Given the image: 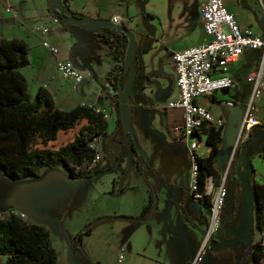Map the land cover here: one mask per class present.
<instances>
[{"label":"crops","instance_id":"obj_1","mask_svg":"<svg viewBox=\"0 0 264 264\" xmlns=\"http://www.w3.org/2000/svg\"><path fill=\"white\" fill-rule=\"evenodd\" d=\"M28 1L19 0L17 4L13 0L15 5L13 7L18 18L8 12L5 5L4 10L3 4L0 3V37L22 38L29 44L30 62L20 70L27 78L30 94L34 96L41 87H45L53 94L57 106L65 110L80 104L94 105L109 114L107 132L114 125L113 123L116 124L115 131H120L121 123L123 128L125 124L117 110L119 98L112 94L113 85L108 75L114 70L116 73H121V77H127L128 80L126 58L117 59L111 53L110 45L100 35L101 30L84 29L62 21L55 23L53 21L55 13L48 5L46 9L39 3L40 0H32V5H27L25 8L23 4ZM205 1L70 0V6L72 10L86 17L107 19L112 22L114 17L128 20L131 30L135 18L141 14H145V18L156 23L152 31L142 29V35H145L146 39L141 36L136 37L134 52L139 66L133 92L137 88V91L142 89L145 94L151 93L154 96L157 93L161 96V103L165 105L163 108L169 110L168 116L173 129L184 122L183 110L168 106L169 102L177 99L179 95L173 54L198 46L205 40L206 33L201 16V7ZM0 2L4 1L0 0ZM223 2L242 27L252 28L264 38V0H223ZM37 3L39 6H36ZM33 6L34 9H32ZM43 25L49 27L47 32L41 29L36 30L37 27ZM44 39L59 47L58 55L44 46ZM154 48L164 50L165 63L157 58L149 60L148 56ZM59 58L70 59L86 74V78L78 84L65 79L58 71ZM262 59V49H244L239 60L230 67L229 73L234 80V85L230 89L200 97L198 102L206 106L214 116L224 117L225 123L231 113L230 106L225 104V101L233 100L236 103L234 106H239L246 111V104L255 88L254 81L249 80L248 77L260 71ZM121 65L124 68L123 71H121ZM132 109L133 102L130 97L127 101V110L130 114ZM117 112L119 117L114 120ZM254 117L260 122L264 121L257 114ZM87 123L88 120L83 119L77 127L68 131H60L57 139L50 141L48 147L58 149L73 141L81 127ZM254 127L251 131L252 136ZM101 139H106V137L99 138V152ZM253 139H255L254 136L250 142ZM261 155L264 156V154ZM188 162L189 158L186 160L187 181L186 178L183 181L178 180V172L172 171L175 178L169 181V185L160 186L159 182H156L160 199L158 208L150 219L119 217L120 215L138 217L142 213L150 196L147 183L135 179L134 183L137 184L132 185L126 180L120 181L115 178L112 184L101 189L102 194L109 195V199L102 207H95L91 211L90 218H88L96 221L92 232L82 239L83 249L94 257L90 261L95 259L94 264H110L107 255L112 250L114 252L113 264H119L118 254L120 248L124 247L126 255L122 264L191 263L202 246L204 232L208 226V209L203 204L200 207V202L188 194L191 179ZM79 180V178H72L61 165L43 167L39 170L37 177L14 181L11 184L14 185L15 193L26 190L27 194L24 199L15 201L11 199L7 203H1L2 212L0 214H9L12 208L24 212L28 222L45 226L52 236L56 234L53 242L58 254V246L61 247L62 241L70 245V255L68 257L64 254V261H61V264H77L72 254L73 235H63V233H65L64 229L69 233L78 231V228L73 230L71 226L72 216L76 212L77 205L80 203L87 205V194L78 195V189L81 187ZM228 180L229 176L226 185L228 200H231V185ZM61 183L63 186L59 187ZM141 186H143L142 191L130 195L131 189L141 188ZM73 206L76 207L73 209ZM237 211L238 204L235 216ZM223 215L224 212H222V218L226 219ZM109 216H117V218H109ZM88 218L81 225H86ZM220 232L222 235H214L208 243L207 250L198 264H252L253 245L262 236L257 227L256 233L253 231L247 233L239 228V235H227L225 225L222 224ZM228 239H234L230 246L225 243ZM0 260L5 264L7 257L0 256Z\"/></svg>","mask_w":264,"mask_h":264},{"label":"trees","instance_id":"obj_2","mask_svg":"<svg viewBox=\"0 0 264 264\" xmlns=\"http://www.w3.org/2000/svg\"><path fill=\"white\" fill-rule=\"evenodd\" d=\"M70 6V0H62ZM72 10V9H71ZM57 14H60L55 9ZM77 18L85 15L72 10ZM122 23L130 28L128 20ZM100 35L110 45L111 53L118 59L127 56L129 37L117 28H105ZM29 44L22 38L0 37V167L5 176L18 181L37 177L43 167L63 166L72 178H89L100 170H89V166L98 152L91 146L95 138L108 136V121L102 110L92 105L80 104L65 110L57 106L53 94L41 87L32 96L28 81L20 68L29 60ZM137 67L139 62L135 59ZM123 66L121 65V71ZM109 79L114 89L119 81L125 86L127 77L114 70L109 72ZM119 99L117 110H119ZM83 119L88 123L81 127L78 135L71 142L58 149L48 147L56 140L60 131L77 127ZM121 123V120L119 121ZM264 125V121L261 122ZM223 129L208 127L204 129L206 142L212 147L211 152L198 159L200 189L208 176H214L220 183L222 171L217 164V157L222 152ZM120 131H124L121 123ZM127 134L129 132L124 131ZM252 135V134H251ZM131 148L136 153L135 165L140 174L146 175L145 159L134 148L129 134ZM261 149L252 148L251 155L264 151V138L259 139ZM141 157L142 160L139 159ZM251 159V156L250 158ZM250 161V160H249ZM150 196L142 213L138 216L120 215L121 218L146 220L155 203L157 186L146 178ZM253 192L256 205V227L262 236L253 245L252 264H262L264 260V184L254 182ZM94 221L86 224L79 231L76 239L82 246V239L92 232ZM0 256H6L5 264H59V254L54 246L50 231L43 225L28 222L20 215L0 214Z\"/></svg>","mask_w":264,"mask_h":264},{"label":"rangeland","instance_id":"obj_3","mask_svg":"<svg viewBox=\"0 0 264 264\" xmlns=\"http://www.w3.org/2000/svg\"><path fill=\"white\" fill-rule=\"evenodd\" d=\"M3 4V9L5 5V0ZM12 6H15L13 0H9ZM17 4L19 0H15ZM50 0H40L39 3L46 7H49ZM32 0L28 3L23 4L25 8L27 5H32ZM39 3L36 6H39ZM16 4V3H15ZM35 6V7H36ZM44 7V8H45ZM34 9V6L32 7ZM132 34L134 36V42H136V37H143L142 29L152 31L156 27V23L148 18H145V14H141L135 18L134 25L132 26ZM149 60H154L157 58L159 61L165 63V54L162 48H154L151 54L148 56ZM133 102V109L131 113L133 127L136 132L139 144L142 149L146 152L148 156V168L145 169L146 175L139 174L137 167L135 165L136 153L131 148L129 142V134L124 131L116 132V124L111 126L106 139H101L100 142V152L102 154V163L100 164V171L94 174L92 178H79L80 188L78 189V195L81 193H86L87 205L80 203L77 205L76 212L72 216V228L73 230L78 228L77 232L69 233L64 229L65 233L63 235H73L74 247H73V259L77 264H94L96 260L90 261L91 255L86 252L78 243L76 235L82 230L86 225H81L84 220L88 217L90 218L91 211L95 207H102L105 202L108 201V194H102L101 189L103 187L112 184L113 180H126L128 184L134 183L135 179L141 180L143 183H147L146 178L156 185L158 181L160 186L169 185L170 180H174V174L171 172H178L180 181H187V163L186 160L189 158V169L191 174L190 185L192 182V160L189 154V149L182 143L177 142L174 135V130L172 129L171 119L168 116L169 110L161 103V96L157 93L154 96L151 93L145 94L142 89L137 91V88L132 92L131 95ZM253 105L252 114L260 116L264 120V91L262 90L259 94H255V89L249 98V102L246 104L247 108ZM119 117L118 112L114 116V120ZM112 125V124H111ZM179 126V125H178ZM253 136L255 140L264 138V125H256L254 127ZM251 143L249 141H242L235 153V160L232 162L231 167L225 170V186L228 176L229 183L231 185L232 199L228 200V196L225 197L224 207L222 212H224L222 218V224L225 225V233L227 235H239V228L251 233L252 231L256 233V205L253 192L254 182L264 184V156L256 152L255 157L252 158L250 153ZM242 150V155L240 156V151ZM264 153V151H263ZM251 156V159H249ZM140 160L141 157H139ZM250 160V161H249ZM235 167V171H234ZM16 182V181H15ZM62 182V181H61ZM14 180H11L3 173L0 167V204L7 203L11 199L19 200L24 199L26 196V190L24 192H16L14 190ZM82 183V184H81ZM9 184V185H8ZM63 184L59 185L62 187ZM187 186V185H186ZM141 188H133L130 190V195L133 193H138L142 191ZM160 199L159 191L156 193ZM228 195V193H227ZM237 198L238 201H237ZM253 202V203H252ZM237 215L234 213L237 210ZM76 206H73V209ZM230 207V208H229ZM17 209V208H16ZM0 212H2L0 210ZM88 218V223L95 221L94 219ZM224 221V222H223ZM86 222V223H87ZM75 229V230H76ZM67 231V232H66ZM54 232V231H53ZM117 233V232H115ZM55 235L52 236L54 241ZM215 235H222L219 231ZM234 239H228L225 243L227 246L232 244ZM55 246V243H54ZM56 247V246H55ZM59 250V264L64 261V254L69 257L70 255V245L64 241L61 242V247L58 246ZM113 254L112 250L109 251L107 255V260L110 264H113ZM227 257V256H226ZM0 264H3L0 260ZM115 264V263H114Z\"/></svg>","mask_w":264,"mask_h":264},{"label":"built area","instance_id":"obj_4","mask_svg":"<svg viewBox=\"0 0 264 264\" xmlns=\"http://www.w3.org/2000/svg\"><path fill=\"white\" fill-rule=\"evenodd\" d=\"M49 6L53 7L51 1H49ZM5 8L15 18H18L15 8L9 0H5ZM201 16L206 33L205 40L198 46L189 47L173 54L179 95L177 99L169 102L168 105L171 108L183 110V124L173 128L175 139L185 143L189 149L192 160L190 194L194 200L200 202L209 210L208 226L204 232L202 246L198 255L190 264H198L201 261L207 250L208 243L220 231L222 227V209L228 193L224 184L225 172L222 173L219 184L216 183L215 177L211 175L205 180L203 189H200L198 159L207 156L212 150V147L206 142L204 129L212 126L224 128L225 119L222 116H214L206 106L198 102V99L212 95L216 91L230 89L234 85V80L229 73L230 67L239 60L246 48L263 50L260 71L251 74L248 79L255 83V94H259L262 90L264 91V38L262 35L255 32L252 28L242 27L236 17L227 10L223 0H206L201 7ZM53 21L55 23L61 22L58 16H54ZM113 22L121 24L122 19L114 17ZM40 29L47 32L49 27L43 25L36 28V30ZM43 44L55 55L59 54V47L51 44L49 40L44 39ZM57 67L65 79L71 80L75 84L81 83L86 78V74L77 68L70 59L59 58ZM112 94L118 96L117 89L113 88ZM224 103L228 106L236 104L233 100H228ZM92 106L100 110L96 106ZM252 111L253 105L250 104L246 110L242 129L232 150L227 169L230 168L241 142L251 135L252 128L255 125L261 123L259 119L254 117ZM108 116L109 114L104 112V117L108 118ZM98 142L99 137L95 138L91 143V146L97 149L98 152L89 169L94 168L101 159ZM11 213L26 218L24 212L14 208L9 210V214ZM262 243L264 244V241ZM125 255V248H120L118 254L119 264L124 262ZM262 264H264V260Z\"/></svg>","mask_w":264,"mask_h":264},{"label":"water","instance_id":"obj_5","mask_svg":"<svg viewBox=\"0 0 264 264\" xmlns=\"http://www.w3.org/2000/svg\"><path fill=\"white\" fill-rule=\"evenodd\" d=\"M52 2L53 7L50 9L55 13L54 16H58L59 19L67 24H75L81 26L84 29H99L104 31L105 28H117L124 31L129 37V45L128 51L126 56V71L129 74L128 80L125 86L119 81V87L117 88L118 91V98H119V110L121 114L122 122L125 124L124 130L129 132L132 137V141L134 144L135 150L139 152L145 159V169L148 168V156L146 152L142 149L141 145L139 144L136 132L133 127L132 117L131 114L127 110V101L131 97L135 79L137 76V65L135 62L136 55L134 52V36L132 34V30L125 26L123 23L115 24L111 20L107 19H98L92 17H83L77 18L74 13L72 12L71 8L65 5L62 0H50ZM58 10L60 14H57L55 11ZM230 115L226 119L225 127L223 129V142H222V152L217 157V164L221 168V170L225 171L228 167V162L230 160V156L232 150L235 147L237 142L238 136L242 129V124L244 121V117L246 111H244L239 106H230ZM159 204V197L155 195V203L152 207V211L147 219L153 217L154 213L156 212ZM201 207V203H199ZM109 218H117V216H109Z\"/></svg>","mask_w":264,"mask_h":264},{"label":"flooded vegetation","instance_id":"obj_6","mask_svg":"<svg viewBox=\"0 0 264 264\" xmlns=\"http://www.w3.org/2000/svg\"><path fill=\"white\" fill-rule=\"evenodd\" d=\"M63 22V21H62ZM252 135H250L247 139H245V141H249L250 142V140L252 139ZM177 141V140H176ZM258 141H259V139H257V140H255V139H253V141H252V143H251V148H250V153H252V148H254L256 151L257 150H259V149H261V145L258 143ZM177 142H180V141H177ZM180 143H182L184 146H186L187 147V145L185 144V143H183V142H180ZM261 154H262V152H260ZM101 160H102V156H101V159H100V161H99V163L94 167V168H92V169H89V170H94L95 168H97L98 169V165L100 164V162H101ZM234 160H235V157H234ZM233 160V161H234ZM231 167V166H230ZM188 194L191 196V194H190V191H189V189H188ZM192 197V196H191ZM193 198V197H192ZM206 207V206H205ZM208 209V208H207ZM208 213H207V219H208V214H209V210L207 211ZM221 230V229H220Z\"/></svg>","mask_w":264,"mask_h":264}]
</instances>
